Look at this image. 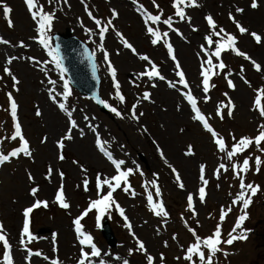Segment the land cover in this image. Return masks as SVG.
Wrapping results in <instances>:
<instances>
[{"label": "rangeland", "instance_id": "374dc122", "mask_svg": "<svg viewBox=\"0 0 264 264\" xmlns=\"http://www.w3.org/2000/svg\"><path fill=\"white\" fill-rule=\"evenodd\" d=\"M198 2L202 7L187 9V13L192 17L193 25L198 27L199 31L192 32L186 23L175 24L174 26L179 27L187 37L189 41L187 43L174 33H170L177 58L197 97L202 95L200 89L196 87L201 79L199 75L200 58L197 53L199 46L204 43L203 36L207 34L204 19L206 15H212L219 26L236 35L238 48L260 63L264 69V46L258 45L249 34L240 35L228 19L229 13H232L242 26L248 28L250 32L260 34L264 39V0H257L259 6L255 10L250 7L251 0H198ZM40 3L45 4L46 11L63 9L56 11L52 38L56 33H64L70 29L75 36L88 45L92 53H95L94 58L98 64L102 99L120 109L126 117L128 116L126 109H130L136 103V98L143 91L151 92L153 102L142 101L140 103L137 111H143L144 116L137 124L128 118L118 119L107 109L106 111L100 110L93 99L82 96L70 85L72 95L69 97L68 104L70 108L76 110L73 116L85 129V135L81 137L78 132L73 131L74 140L65 141L63 150L65 160L60 161L57 141L64 135L68 124L64 113L55 108V105L52 109L47 95L49 86L45 74L39 70L44 65H33L26 60L13 62L10 67L21 81L19 92L14 91L11 79L2 71L3 67H9L6 63L9 55L18 54L45 61L48 59L47 54L32 39L36 36L35 24L27 12L24 0H0V5L7 4L13 9L11 18L15 23L14 29L8 28L3 16V9L0 7V37L9 39L12 44L23 40L28 45L26 49L0 45V77H3L0 79V140L3 141L0 144V151L6 154L18 146V141L8 139L14 132V126L10 113L7 111L9 104L6 94L12 92L18 104V119L23 134L29 141L33 153L32 158L21 156L0 165V223L3 224L11 245L12 243L14 245L12 254L15 264H27L26 252L19 244V239L24 220L23 210L34 202V198L29 194L34 186L40 189L38 198L42 201L47 200L49 206L35 209L31 214L30 231L39 239L28 247L33 251H41L43 256H47L49 259L32 257L31 264H50V260L56 258L61 261V264H77L81 246L74 232L73 220L88 207L92 199L97 198L95 189L97 175L111 177L115 174L113 166L96 149L95 136L86 127L88 122L83 120L85 115L95 117L89 122L99 125L98 131L101 129L100 137L104 145L106 143L107 150L111 151L116 158L125 159L130 167L133 166L131 162L135 161L136 165L144 172L143 176L136 174L130 177L132 190L137 193L134 198L129 193L123 192L122 189H117L113 194L114 199L124 208L136 236L145 243L149 252L154 256L161 252L164 253L167 258L166 264H186L183 259L177 261L176 257L184 255L181 246L186 248L189 243L193 242V237L181 222V215L188 219L193 228L197 227L196 222L186 211L187 194L197 191L199 167L201 164H205L206 178L209 180L206 189L207 203L201 205L197 202L196 207L199 224L202 225L197 231L201 237H206L218 223L220 207L227 206L231 199L229 194L234 196L239 188V182L232 178L231 172L222 175L220 181H217L213 176L217 165L220 162L227 164L228 161H221L220 154L210 135L203 130L198 122L190 118L188 106H184L187 113L184 110H177V105L181 104L182 100L175 90L170 88L166 90L165 88V92L169 94L166 98L163 91L157 87L152 88L146 79L136 81L139 87L132 83L135 79L134 74L143 70L145 62L133 56L129 50L123 49L118 38L110 31L106 35L105 48L110 53V60L117 69V78L121 84L122 93L126 97V104L121 105L118 101L111 99L114 88L107 72V65L103 61V54L97 48L99 37L90 38L80 26L82 21L86 28L95 30V25L89 20L80 0H68L70 8L68 4L57 5L55 0H53L52 6L47 5V0H40ZM86 3L94 15L105 20L110 16V9L115 8L119 13V18L114 21L117 29L136 47L140 54L148 55L160 67L161 73L162 67H168V72L175 76L173 62L168 58L166 49L151 45L140 15L131 0H86ZM139 3L156 14L157 10L153 8L151 0H139ZM157 3L163 10L164 17L174 14V9L171 7L172 0H157ZM237 7L244 8V13H236ZM161 28L166 30L165 26H161ZM51 43L53 46V40ZM118 52L119 54H117ZM223 58L234 74L238 73L241 65L244 66L245 76L252 84V88L244 85L238 75L232 77L237 85L236 91L227 88L222 75L214 77L212 82L217 87L210 93L212 99L207 105L201 103L200 107L206 115L213 117L210 123L231 146L230 133H234L237 139L241 136L255 137L258 134V124L264 123L258 112L251 110L256 95L254 89L264 87V75L257 73L252 65L242 57L224 53ZM48 67L52 68L49 75L58 82L57 91H62V82L59 80L58 71L51 65ZM65 78L67 79L66 75ZM225 92L231 96L236 108L234 118H229L225 110V118L221 121L215 117L214 113L217 103L225 100L223 95ZM261 103L264 104V100ZM48 104L49 106H47ZM37 108L42 113L39 117L35 115ZM54 110L59 112L61 120L54 114ZM142 127L148 129L147 133L141 132ZM57 129L62 131L56 133ZM103 135L108 140L105 141ZM44 138H46V142H42ZM157 145L163 151L167 161L180 173L185 184L184 190L177 186L174 174L157 151ZM189 146L194 152L192 156L185 155ZM92 148L96 151L94 152ZM245 155L252 156L250 161L252 171L248 173L246 182L259 185L262 191L253 198V203L248 209L249 219L244 226L251 230L249 238L246 242H237L230 248H226V251L234 253V255H229L227 259L219 256V264H264V167L261 168L259 174H256L254 165L255 156L261 155V158L264 159V154L256 152L253 146L240 157V161ZM73 161H78V164ZM49 167L53 169L51 180L46 178ZM81 167L86 168L87 172H82ZM59 172L64 173L63 180L60 179ZM29 173L34 177V182L29 181ZM154 174L159 177L158 184L162 192V197L154 196V200H163L166 210L169 212L166 222L162 218L155 217L147 206L144 185L155 178ZM85 177L89 180L88 191H85L83 186ZM218 183L219 188H217ZM61 184L64 186L66 199L70 203L68 210L61 209L58 204L54 203L55 193ZM149 190L154 193V189H151L150 185ZM239 214V209H234L227 217L223 225L225 238ZM96 215L97 213L93 209L81 221L84 230L93 236L94 243L101 251L100 257L92 258V261L97 260L95 264H100L101 260L104 261V264H123L125 259L129 260L130 264H146L145 257L135 252V241L124 226L123 218L114 207L106 213V218L117 239L115 247H109L105 241L100 231L101 226H97ZM72 229L75 234L71 233ZM157 229H159V234H157ZM53 233L57 234L55 242L57 251L55 252L52 243ZM173 235L178 237V241L172 240ZM164 241L168 242V248L163 247ZM129 249H133L132 256L128 255ZM2 251V246H0V264H2Z\"/></svg>", "mask_w": 264, "mask_h": 264}, {"label": "snow or ice", "instance_id": "6c2138e0", "mask_svg": "<svg viewBox=\"0 0 264 264\" xmlns=\"http://www.w3.org/2000/svg\"><path fill=\"white\" fill-rule=\"evenodd\" d=\"M132 4L135 5L137 13L142 19L144 30L147 37L150 40V43L153 47L161 46L166 49L168 58L173 62L174 72L176 80H168L163 74H161L160 67L148 56L140 54L136 47L123 35L121 31L117 29L114 24L119 18V13L115 8L110 9V16L106 20L103 18H98L93 14V11L90 10L86 0H80V3L84 6V11L86 12L89 20L95 25V30L86 28L83 22H80L81 28L88 34V36L99 37V43L97 44L98 51L103 54V61L107 65L108 75L111 77L112 87L114 88V94L111 99L118 101L119 104H126V97L122 93L121 84L117 78V69L110 60V53L105 48V39L106 35L111 31L115 34V37L118 38L119 43L122 45L123 49L129 50L133 56L138 57L142 62H145L143 70L139 73L134 74L135 79L132 83L139 87V84H136V81H144L145 79L150 83L152 88L157 87V81H163L166 83L167 87L175 90L181 97L182 103L177 105L178 111H183L184 106L187 105L189 109L190 118L195 122H198L202 126L203 130L208 133L214 143L217 152L220 154L221 161L227 160L228 163L220 162L213 172V176L217 181H220L222 175L227 173H232V178L239 182V188L237 193L232 196L229 194L231 199L227 206H221L219 209V218L218 223L216 224L214 230L206 237H201L198 234L197 229L202 227L199 224L198 220V211L196 204L197 202L201 205H206L207 203V186L209 180L206 178V165L201 164L199 167V187L195 193H188L186 197V211L190 214V217L193 221L196 222L197 227L193 228L188 219L181 215L180 220L183 223L185 229L193 237V242L189 243L187 247L181 246V250L184 255L182 257L177 256L176 260L180 261L183 259L186 264H219V256H223L225 259L229 255H234L226 251V248H230L237 242H246L249 238L250 229L245 228V222L249 219L248 209L253 203V198L262 191L259 185L254 183L246 182L247 175L252 171V165L250 161L252 160L251 155H245L243 160L240 161V157L244 155L250 148L255 147V151L261 154H264V123H260L257 126V135L255 137L241 136L239 139L235 136L234 133H230L231 136V146H229L227 140L221 136L219 132L213 127L210 123L212 116L206 115L200 105L201 103L207 105L212 97L210 93L217 87V85L212 82L214 77L223 76L226 81L227 88L236 91L237 85L233 80L234 75H238L239 80L249 88H252V84L245 76V68L243 65L240 66L238 73H233L229 69L228 65L225 63L223 58L224 53L234 54L236 57H242L243 60L248 61L254 70L261 75H264V69L260 63H257L252 57H250L245 52L241 51L238 48V39L237 36L229 33L222 26H219L218 23L214 20L212 15H206L204 17L206 21L207 34L203 36L204 43L199 46V52L197 53L200 58V83L196 85L200 89L202 95L197 97L193 89L186 78V73L183 70V67L177 58L176 50L171 42L170 33H174L181 40L186 43L189 42L187 37L181 31L179 27L174 26L178 23H186L190 26L192 32H198V27L193 25L192 17L187 13V9H198L202 5L198 0H172L171 7L174 9V14L164 17L163 10L160 9L159 3L157 0H151L153 8L157 10L156 14L149 11L139 3V0H131ZM57 5L68 4V0H55ZM27 12L30 15L31 20L35 24L36 36L32 39L46 52L48 59L41 61L35 57L30 56H20V55H9L6 59L7 65L9 67H3V73L11 79L12 86L15 92H19V85L21 84L20 79L13 73L11 65L14 61L26 60L30 61L33 65H41L39 70L45 74L47 85V95L49 101L55 105L58 110L65 114L67 118L68 127L60 140L57 141V148L60 150L58 159L60 161L65 160L63 155V150L65 148V141L74 140L73 131L78 132V134L83 137L85 135V129L79 125L77 120L74 118L73 113L76 111L74 108H70L68 101L69 97L72 95L70 88V82L65 78L66 68L63 63V56L61 55L60 47L57 44L55 47L52 46V28L54 21L56 19V11L63 10L62 8H57L56 11H46L45 4L40 3V0H24ZM47 5L52 6L53 0H47ZM257 0H251L250 7L255 10L258 8ZM3 9V16L6 20L7 26L9 29L15 28V23L11 18V13L13 9L7 4L0 5ZM70 8V4H68ZM245 11L244 8L237 7L235 9L236 13L243 14ZM228 19L238 30L240 35L249 34L258 45L264 46V39H262L260 34L255 32H250L248 28L242 26V24L236 20L235 16L232 13H229ZM161 26H165L166 30H162ZM0 45H5L9 47H17L19 49H26L28 45L20 40L16 44H12L9 39L0 37ZM119 54V52L117 53ZM95 53H88V59L92 61L94 59ZM48 65H51L55 70L58 71L59 80L62 82L61 87L62 91H57V80L52 79L49 75L52 68H49ZM96 65L93 63V74L95 76ZM3 79V77H0ZM44 83V81H41ZM255 101L253 108L251 110L257 111L259 117L264 120V104L261 103L264 100V87L254 89ZM7 100L9 111L13 126L14 132L8 137L11 141H18V146L7 152L6 154L3 151H0V165H4L13 158H20L21 156L32 158L33 153L31 151L30 143L25 138L21 123L18 119V104L12 94L8 92ZM151 92L143 91L142 94L136 98V103H134L130 109H126L128 116L126 117L124 113L109 103L107 100L102 99L99 95L94 97L95 103L101 106L104 109H107L108 112L112 113L116 118L124 120L126 118L131 119L133 122L139 124L140 118L144 116V112H138L137 109L140 106L142 101H148L152 103ZM225 100L217 103L215 108V117L219 118L221 121L225 118L226 114L229 118H234V112L236 105L229 96L227 92L223 93ZM36 116H41L42 113L37 108L35 113ZM95 119V117H89L87 115L83 116V120L86 123V127L94 134L95 136V146L107 159V161L113 166L115 174L111 177L102 176L98 174L95 179V189H96V199H92L88 207L73 220L74 231L78 239L79 245L81 246L79 258L77 264H92V258H97L101 256V251L98 249L97 245L93 242L94 238L91 234L87 233L84 230V226L81 221L89 215V213L94 209L97 213L96 222L99 227L101 218L109 212L110 208L114 207L119 215L123 218L124 226L129 230V234L135 241V252L142 254L145 257L146 264H166V256L164 253H158L153 255L149 252L145 243L136 236L135 232L132 230V224L129 221V218L125 214L124 208L114 199V193L117 189H122L123 192L129 193L133 198L137 193L132 190L130 183V177L139 174L140 176L144 175V172L136 165L135 161H132L133 166H128V162L125 159L116 158L111 151L105 148L104 142L101 140L100 133L98 131L99 125H93L89 121ZM148 129L146 127L141 128L142 133H147ZM46 142V138L42 140ZM3 141L0 140V144ZM155 143V141H153ZM123 147V146H122ZM157 151L164 163L170 168L171 172L174 174L175 182L177 186L181 189H185V184L181 178L180 173L175 167H173L165 158L162 150L159 149L157 145ZM185 155L192 156L194 155L193 149L191 146L188 147ZM77 163L78 161H73ZM255 173L259 174L261 168L264 167V159L261 158V155L255 156L254 159ZM82 172H87L86 168L81 167ZM53 169L48 168L47 179L51 180ZM58 175L60 179H64V173L59 172ZM154 177L151 181L145 183L144 188L146 192L147 206L150 212L154 214L157 218H162L165 222L169 218V212L166 210L165 204L162 199L154 200L156 198L162 197L161 188L158 184V175L154 174ZM29 181L34 182V177L31 173L28 174ZM89 180L85 177L83 181L84 190L88 191ZM149 185L153 191L149 190ZM219 183L217 188H219ZM232 187V185H230ZM40 189L38 187H32L30 190V195L34 198V202L31 206L26 207L23 210V226L20 233L19 244L24 248L26 252L25 260L27 264H31L32 257H43V259L48 260L47 256H43L41 251H33L28 245L37 241L39 238L30 231L31 224V214L35 209L41 207L47 208L48 201L40 200L38 198V193ZM54 203L58 204L61 209L68 210L70 209V203L66 199L64 192L63 184L60 185L59 189L55 193ZM234 209H239V215L236 217L235 222L231 230L227 233L225 238L223 232V225L226 222L227 217L233 212ZM211 218V217H209ZM159 234V229L156 230ZM56 233L52 234V243L53 251H57L55 247L56 242ZM173 241H178L176 235L172 236ZM0 246H2V264H15L13 254H12V245L7 237L4 226L0 223ZM163 247L168 248L169 244L167 241H164ZM128 255H133V249H129ZM50 264H61V261L56 259H51ZM100 264H104V261H100ZM123 264H130V261L125 259Z\"/></svg>", "mask_w": 264, "mask_h": 264}, {"label": "water", "instance_id": "95a60500", "mask_svg": "<svg viewBox=\"0 0 264 264\" xmlns=\"http://www.w3.org/2000/svg\"><path fill=\"white\" fill-rule=\"evenodd\" d=\"M54 39L56 45L58 44L60 47L66 73L72 85L84 95L92 97L98 95L97 66L94 76L93 63H95V60L90 61L88 59V53H91L90 49L76 37H71L70 31L67 32L66 36L56 35ZM103 232L110 246H115L116 241L107 222Z\"/></svg>", "mask_w": 264, "mask_h": 264}, {"label": "bare ground", "instance_id": "6f19581e", "mask_svg": "<svg viewBox=\"0 0 264 264\" xmlns=\"http://www.w3.org/2000/svg\"><path fill=\"white\" fill-rule=\"evenodd\" d=\"M141 18V17H140ZM142 20V19H141ZM184 50V49H183ZM165 65H166V63H165ZM165 68V67H164ZM163 67H162V73L161 74H163L168 80H176L177 78L172 74L171 75V73L170 72H168V67H166L165 69H164ZM157 83V88H159V90L160 91H163V93H164V96L166 97V98H168V96H169V94L168 93H166L165 91L167 90V85H166V83L165 82H163V81H157L156 82ZM165 88H166V90H165ZM51 105H52V109H53V107H54V105L52 104V103H50ZM47 106H49V104L47 105ZM55 108H57L56 106H55ZM185 112H186V110H184ZM187 113V112H186ZM54 114L56 115V116H58L59 118L61 117L60 115H59V112L57 111V110H54ZM60 120H61V118H60ZM61 128V127H60ZM54 129H55V127H54ZM53 129V130H54ZM56 131V133H59V132H61L62 130H59V129H57V130H55ZM99 131H101V129H99ZM104 136V135H103ZM105 137V136H104ZM106 140H108L106 137H105V141ZM105 146H106V143H105ZM96 149L98 150V148L96 147ZM92 150L95 152L96 150H94L93 148H92ZM100 155H102V153L100 152L99 153ZM75 232V231H74ZM73 232V229H72V231H71V233H74ZM75 234V233H74ZM76 235V234H75ZM95 261L97 262V260L96 259H94L93 261H92V264H95ZM39 263H41L40 261H38ZM42 263H44V261H42Z\"/></svg>", "mask_w": 264, "mask_h": 264}]
</instances>
